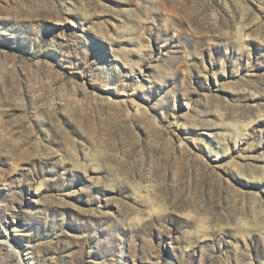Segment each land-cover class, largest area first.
Listing matches in <instances>:
<instances>
[{
  "label": "rangeland",
  "instance_id": "1",
  "mask_svg": "<svg viewBox=\"0 0 264 264\" xmlns=\"http://www.w3.org/2000/svg\"><path fill=\"white\" fill-rule=\"evenodd\" d=\"M0 240L264 264V0H0Z\"/></svg>",
  "mask_w": 264,
  "mask_h": 264
},
{
  "label": "bare ground",
  "instance_id": "2",
  "mask_svg": "<svg viewBox=\"0 0 264 264\" xmlns=\"http://www.w3.org/2000/svg\"><path fill=\"white\" fill-rule=\"evenodd\" d=\"M0 250L3 249V247L7 248V252H9V257L8 255L6 256H3V258L7 259H18L19 263L20 264H29L31 261H32V258L31 256L28 254V252H24L22 255L18 252V251H14L12 248V244H10L7 240L4 241V240H0ZM2 252V251H1ZM0 252V254H1Z\"/></svg>",
  "mask_w": 264,
  "mask_h": 264
}]
</instances>
